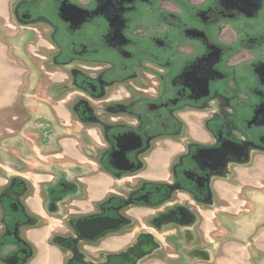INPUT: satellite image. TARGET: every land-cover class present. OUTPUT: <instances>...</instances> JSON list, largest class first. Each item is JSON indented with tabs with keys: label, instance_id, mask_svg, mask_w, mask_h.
Listing matches in <instances>:
<instances>
[{
	"label": "flooded vegetation",
	"instance_id": "obj_1",
	"mask_svg": "<svg viewBox=\"0 0 264 264\" xmlns=\"http://www.w3.org/2000/svg\"><path fill=\"white\" fill-rule=\"evenodd\" d=\"M43 6L54 21L31 17ZM13 15L19 24L42 23L70 113L93 134L96 164L114 185L84 214L67 201L81 198L79 179L52 181L43 186V217L28 209L30 187L8 179L0 264H32L29 231L47 230L59 264H127L152 246L148 236L135 248L94 247L130 223L129 208L155 207L169 225L185 223L192 203L211 199L217 157L232 155L226 167L264 157V0H22ZM156 149L175 152L169 181L133 183ZM94 218L123 225L87 240L78 228Z\"/></svg>",
	"mask_w": 264,
	"mask_h": 264
},
{
	"label": "crops",
	"instance_id": "obj_2",
	"mask_svg": "<svg viewBox=\"0 0 264 264\" xmlns=\"http://www.w3.org/2000/svg\"><path fill=\"white\" fill-rule=\"evenodd\" d=\"M20 2L0 0L1 75H24L18 82L14 79L1 82V91H6L1 93V117L7 121L1 151L3 180H28L33 187L28 209L33 215L45 217L46 196L41 185L48 186L59 179H79L81 198L67 201L89 214L113 189L114 181L96 164L94 147L88 144L93 141V134H83L81 125L70 113V101L67 97L59 98L64 90L57 81L61 83L64 79L61 72L46 67L44 52H50L51 45L39 37L40 30L34 24H19L23 33L12 40L15 45L7 44L6 22L11 5L16 7ZM27 32H35L36 39L28 40ZM7 53H15L16 60L7 57L10 56ZM7 58L11 62L7 69L10 71L6 70ZM48 62L49 58L47 66ZM27 75L30 84L26 82ZM5 85H10V91ZM32 89L36 92L31 95L28 91ZM174 158L173 150L152 151L145 157V170L133 183L140 179L148 183L169 181V167ZM192 206L187 224L169 225L162 213L157 216V208L142 211L144 219L138 222L140 227L148 223L160 236L157 250L175 245L177 258L207 264H264V157L252 164L228 165L222 177L212 179L211 199L206 208L196 207L194 203ZM134 216L137 220V215ZM48 234L49 230L38 234L29 231L36 250L32 264L60 263L58 253L47 245ZM123 245L124 242L120 245L115 242L103 249L117 251Z\"/></svg>",
	"mask_w": 264,
	"mask_h": 264
},
{
	"label": "rangeland",
	"instance_id": "obj_3",
	"mask_svg": "<svg viewBox=\"0 0 264 264\" xmlns=\"http://www.w3.org/2000/svg\"><path fill=\"white\" fill-rule=\"evenodd\" d=\"M14 13H15V7H14V5H11V15H9V20L6 22L7 23V26H6L7 38L5 35V39L7 41V44H9L10 46H13V44H14L12 40L15 39L17 36L21 35V33H23V30H21V28H20L19 22L17 21V19H15V17H14L15 15H13ZM31 14H32L31 17L33 19H35L36 17L39 16L40 18L44 19L47 22L54 21V15L52 13V10L47 6L38 7L36 9V12L31 13ZM29 16H30V14H29ZM33 26L37 30L42 29L40 25H33ZM15 28H16V30H15ZM26 34H27L28 40L33 41L36 39V33L35 32L34 33L33 32H27ZM15 48L16 47H14V48L11 47V49H15ZM44 53H45V58H46V62H45L46 67H48L50 70L54 69V68H52V66L50 64L47 66V59L50 57V54H48L47 52H44ZM7 54L10 55V56L7 55V57H10V58L16 60L15 59V53H7ZM8 60H10V59L7 58V61ZM10 63H11L10 61L7 62L6 70L9 68ZM7 71H10V70H7ZM23 76L24 75H20L19 73H17L15 75L8 74L7 76L3 77L1 75V66H0V193H1L2 189L6 188V185H5L6 182L3 180V175H5V174L2 171L3 168L1 165V151H2L3 146H4V143H3L4 142L3 141L4 135H7L6 134L7 132L5 130V129H7V127H6L7 121H5L1 117V93H4L6 91L5 90L1 91V82L8 81V83H9V80H12V79H14L15 82H18L20 78L23 79ZM26 82L30 84V80H29L28 75L26 77ZM57 83H59V85H61V86L63 85L62 82L60 83L57 81ZM9 88H11L10 85H9V87L6 86L5 89L7 91H10ZM28 92L30 94L31 93L35 94L36 91L34 89H32V91L29 90ZM66 92H67L66 90L62 91V93L59 95V98L67 97ZM88 144L92 147H94V145H95L93 141H91V143L89 142ZM93 150H94V154H95V147L93 148ZM92 153H93V151H92ZM21 179L25 182V184H27L30 187V191L28 193H26V198L29 199L30 195H31V189L33 190V187L31 186V184L28 180H25L24 178H21ZM41 187L43 188L42 185H41ZM153 208H155V207H153ZM200 208H206V206H200ZM149 210L151 211V209H146V208H142V207L129 208L128 213L125 216L130 218V223H128V225L126 227L117 231V233L113 236L112 240L109 237H107L106 239L101 241L100 245H96L97 247H94V248L95 249H103V246H104L103 243H115V242H118L119 245L121 242H124L123 247L126 244H129V246H131V247L133 246L135 248V246L139 243V240L143 241L145 239L144 237L145 236L149 237V235H150L149 238L151 239V241L153 243L157 244V240L160 239V236L156 233V231L154 229H151V227L147 225L148 223H144L143 227H140L141 224L138 222V219H144L141 217L142 214H140V213H142V211H149ZM134 215H137V220H136ZM153 239L155 242L153 241ZM123 247H121V248H123ZM144 247L146 248V245ZM121 248H119V249H121ZM258 253L263 254L262 252H259V251H258ZM89 254L92 255L91 252H89ZM175 256H178V255H177V247L174 245L171 248H166L165 250H163V249L159 250L158 249V250L153 251L151 255L141 258L137 262V264H207V263H202V262H195L194 260L193 261L192 260L186 261L183 258H180V257L177 258ZM259 258L257 259V261L259 260Z\"/></svg>",
	"mask_w": 264,
	"mask_h": 264
},
{
	"label": "water",
	"instance_id": "obj_4",
	"mask_svg": "<svg viewBox=\"0 0 264 264\" xmlns=\"http://www.w3.org/2000/svg\"><path fill=\"white\" fill-rule=\"evenodd\" d=\"M228 156L232 157V155H229L228 152L222 153L221 156L217 157V161H219L217 166L210 168L212 172H216L215 177L223 176V172L226 169V164L223 161ZM185 223L187 224L188 221ZM120 225H123V221L120 220V218H94L82 221L80 227L78 225L77 228L79 227L78 230L80 231L81 236L87 240H92L103 232L115 231ZM154 250H157V245L155 243H153L152 246L143 248L141 253L139 255H135L133 259L127 261V264H137L141 258L151 255Z\"/></svg>",
	"mask_w": 264,
	"mask_h": 264
}]
</instances>
